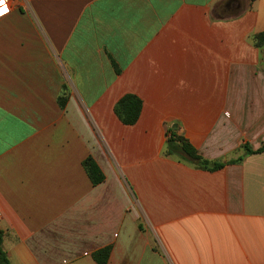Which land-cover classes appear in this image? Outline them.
Returning a JSON list of instances; mask_svg holds the SVG:
<instances>
[{"label": "crops", "instance_id": "1", "mask_svg": "<svg viewBox=\"0 0 264 264\" xmlns=\"http://www.w3.org/2000/svg\"><path fill=\"white\" fill-rule=\"evenodd\" d=\"M0 229L10 264H264V0H9ZM142 102L134 125L114 113ZM63 98L61 107L59 99ZM173 128L202 170L165 156ZM91 157L104 180L93 186Z\"/></svg>", "mask_w": 264, "mask_h": 264}, {"label": "trees", "instance_id": "2", "mask_svg": "<svg viewBox=\"0 0 264 264\" xmlns=\"http://www.w3.org/2000/svg\"><path fill=\"white\" fill-rule=\"evenodd\" d=\"M250 5L255 0H247ZM254 44L256 47L264 45V32L254 36ZM59 104L62 107L64 104L63 98L59 99ZM142 108V102L139 98L132 94H126L121 97L114 106V113L119 121L127 126L134 125L139 119ZM244 156L261 154L264 152V143L257 150H251L246 144L242 146ZM165 156H176L183 161L190 162L202 170L215 171L222 168L226 164L239 163L242 157L222 163L219 161H208L200 157L191 144L181 135L176 129L169 128L167 130V141L164 151ZM83 169L89 178L91 184L96 186L104 180V176L91 157L86 158L82 162ZM3 231L0 229V264H10L6 252L2 247ZM110 247L103 248L93 253L92 258L97 264H106L109 257Z\"/></svg>", "mask_w": 264, "mask_h": 264}, {"label": "snow or ice", "instance_id": "3", "mask_svg": "<svg viewBox=\"0 0 264 264\" xmlns=\"http://www.w3.org/2000/svg\"><path fill=\"white\" fill-rule=\"evenodd\" d=\"M9 9L5 6V0H0V16L5 15Z\"/></svg>", "mask_w": 264, "mask_h": 264}, {"label": "built area", "instance_id": "4", "mask_svg": "<svg viewBox=\"0 0 264 264\" xmlns=\"http://www.w3.org/2000/svg\"><path fill=\"white\" fill-rule=\"evenodd\" d=\"M8 5H9V0H5V6H7V8L9 9Z\"/></svg>", "mask_w": 264, "mask_h": 264}]
</instances>
